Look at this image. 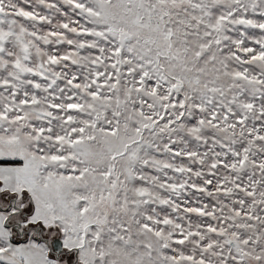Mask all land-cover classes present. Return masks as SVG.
Instances as JSON below:
<instances>
[{
  "label": "snow or ice",
  "instance_id": "obj_1",
  "mask_svg": "<svg viewBox=\"0 0 264 264\" xmlns=\"http://www.w3.org/2000/svg\"><path fill=\"white\" fill-rule=\"evenodd\" d=\"M0 264H264V0H0Z\"/></svg>",
  "mask_w": 264,
  "mask_h": 264
}]
</instances>
